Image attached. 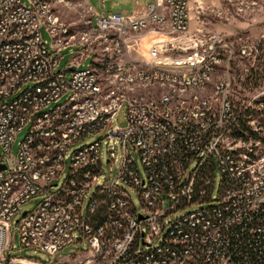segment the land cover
I'll list each match as a JSON object with an SVG mask.
<instances>
[{
	"label": "built area",
	"instance_id": "built-area-1",
	"mask_svg": "<svg viewBox=\"0 0 264 264\" xmlns=\"http://www.w3.org/2000/svg\"><path fill=\"white\" fill-rule=\"evenodd\" d=\"M147 1L131 13L96 12L97 27L115 36L104 37L112 47L95 61L86 42L72 41L50 0H0V262L13 256L8 232L16 214L45 192L14 224L21 247L34 253L54 256L69 245L75 253L85 244L84 258L71 264H264V97L234 105L228 82L217 84L215 96L186 95L221 60L217 35L172 63L160 55L172 42H152L145 60L133 58L129 33L189 26V0ZM73 45L84 47L81 55L91 51L93 64L81 68L74 58L57 70L58 53ZM150 84L162 86L159 96L132 91ZM123 108L127 124L113 126ZM100 131L121 145L118 174H105L99 139L72 153L65 181L53 190L70 144ZM116 160L108 143L111 170Z\"/></svg>",
	"mask_w": 264,
	"mask_h": 264
},
{
	"label": "rangeland",
	"instance_id": "rangeland-1",
	"mask_svg": "<svg viewBox=\"0 0 264 264\" xmlns=\"http://www.w3.org/2000/svg\"><path fill=\"white\" fill-rule=\"evenodd\" d=\"M29 4L28 0H22ZM53 12L58 21H62L69 28V34L75 43H87L89 48L96 52L95 61H100L105 57L107 47H112L111 41L105 36H115L111 30H104L97 27L96 12L105 16L113 12L131 13L139 5H145L148 1L143 0H50ZM189 26L183 32H174L170 28L149 27L147 29L129 33L127 36L131 44V54L133 58L145 60L149 54L148 46L152 42L172 45L166 50H161L162 59L174 61L175 58H189L195 53L196 44L206 42L209 36L217 35L220 37L218 50L222 56L221 60L215 63L214 70L210 73L205 84L200 87L188 89L187 96L197 95L199 98L215 96L217 84L228 82L230 87L227 90L229 99L240 106H247L256 95L264 97V0H189ZM42 38L47 41L50 48L51 37L45 27L41 28ZM82 45H73L61 50L58 55L60 62L57 70L68 67L72 59L81 58L80 67L87 68L93 64L94 55L90 51L86 55H81ZM187 48V51H183ZM95 64H97L95 62ZM98 69V68H97ZM100 76L104 74L100 72ZM159 84L149 86L140 85L135 87L133 93H145L149 96H159L162 91ZM244 102V103H243ZM243 103V105H242ZM251 111H253L251 109ZM127 124L126 110L123 108L113 120V126H124ZM26 129L20 131L12 145L13 154L19 149L20 142L24 138ZM106 131L87 135L78 141L72 142L66 151V159L61 175L57 178V185L52 189L56 190L65 181L71 165L72 153L84 145H88L96 140L102 139L101 156L104 172L107 175H117L120 170L121 145L116 139L106 137ZM108 143L115 144L117 160L113 162V168L107 162ZM138 169L142 176H145L143 164L139 155L133 152ZM214 189L213 199L219 193L221 175L217 168L213 177ZM46 196L45 192L38 193L27 200L16 214L13 220V227L8 232L9 253L8 257L0 264H71L84 258L87 245L80 244L75 247V253L70 249L73 245L65 247L56 255L42 251L34 253L33 249L21 247L19 234L15 232L14 224L18 216L24 211H30ZM134 202L140 205L139 195L132 191ZM85 201V206L87 205ZM200 206H190L175 213L172 218L182 216L193 211ZM170 220V219H168ZM158 242H155V245ZM8 253V251H6ZM81 253L79 255H75ZM25 256L27 259L20 260L18 256Z\"/></svg>",
	"mask_w": 264,
	"mask_h": 264
},
{
	"label": "water",
	"instance_id": "water-1",
	"mask_svg": "<svg viewBox=\"0 0 264 264\" xmlns=\"http://www.w3.org/2000/svg\"><path fill=\"white\" fill-rule=\"evenodd\" d=\"M26 214V211L24 210L23 212H22V215H25ZM16 221H18V219H16Z\"/></svg>",
	"mask_w": 264,
	"mask_h": 264
}]
</instances>
